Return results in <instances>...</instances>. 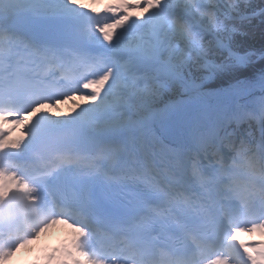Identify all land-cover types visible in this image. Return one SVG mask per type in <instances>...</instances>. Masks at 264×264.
Returning a JSON list of instances; mask_svg holds the SVG:
<instances>
[{
  "label": "snow or ice",
  "instance_id": "6c2138e0",
  "mask_svg": "<svg viewBox=\"0 0 264 264\" xmlns=\"http://www.w3.org/2000/svg\"><path fill=\"white\" fill-rule=\"evenodd\" d=\"M78 2L0 7V32L12 37L0 57L8 87L21 59L33 62L25 51L57 66L79 60L96 76L87 103L38 117L17 138L0 131V256L59 222L73 254L61 259L264 264V243L235 239L264 232V32L246 44L236 26L197 28L199 46L166 27L102 35L76 14ZM223 98L234 106L211 103ZM193 149L206 162L186 173Z\"/></svg>",
  "mask_w": 264,
  "mask_h": 264
},
{
  "label": "bare ground",
  "instance_id": "6f19581e",
  "mask_svg": "<svg viewBox=\"0 0 264 264\" xmlns=\"http://www.w3.org/2000/svg\"><path fill=\"white\" fill-rule=\"evenodd\" d=\"M104 3H106L107 6H105ZM132 3L152 4L154 3V0H133ZM89 6H92L93 8L98 10H103L105 12H108L106 15H104V18L101 20L100 22L101 24L94 26L95 29L101 30V34L103 33L106 35H111V29L117 26L119 20L121 21L123 20V22L125 21V26H127L126 27L127 29H131V28L134 29L135 26H140V24H143L144 22H146V20H148L151 17V12L146 11L145 18H143L141 21L136 20L133 14L134 11L136 10L135 8L134 10L130 8L125 10L119 18L116 16H112L111 13L116 10L115 4H113V0H79L78 4L76 5L78 9V12L76 14L77 15L79 14V11L82 7H89ZM5 42L6 41H3L2 44H0V57L5 56V53L3 52V49H6ZM23 56L34 57L32 59L33 62L27 64L30 66L31 72L34 74V76L37 77L38 75H40L38 73V70L40 69V65L38 63L39 61H41L40 57L34 55L33 53H28V52H24ZM1 61L3 60H0V62ZM20 63H24L23 59H21ZM77 70H79L78 66L74 68V72H76ZM93 73L94 72H92L90 75L91 78H88L87 75L85 78L82 79V81L78 82L75 85V88L81 92L82 90H85L87 88L88 83L96 79ZM47 76L48 74L46 72L43 75H41V77H47ZM222 100L225 101V103L218 106L220 109H228L234 106L235 103L234 101L227 98H223ZM214 101L215 100H212L211 103L213 104ZM239 102L243 104L245 101L244 99H241ZM7 114L8 112L5 113L3 117L6 118ZM43 115L45 114L40 111L39 113H34L29 115V121L22 123V128L26 130L34 121L37 120L38 117H42ZM12 124L13 121H10L6 124L0 122V131H3L5 133L10 132V130H12L13 128ZM20 134L21 133H18L17 137H19ZM0 145L3 146V141H0ZM7 149L9 151L14 150L10 147ZM2 193H3V184L2 182H0V194ZM70 232L71 230L68 225L56 224L52 231L39 237L31 247L17 254L9 264H74L70 259H61L57 256V254H59L60 256L71 257L72 252H66L64 246L60 244L63 240H67L69 238ZM241 233L242 235L236 238V241L239 244L248 245V244L264 243V238H261V236H264V232L256 231L250 233L249 235L247 234V232H241ZM49 249L50 251H48ZM45 252H47L46 257L44 256Z\"/></svg>",
  "mask_w": 264,
  "mask_h": 264
},
{
  "label": "rangeland",
  "instance_id": "374dc122",
  "mask_svg": "<svg viewBox=\"0 0 264 264\" xmlns=\"http://www.w3.org/2000/svg\"><path fill=\"white\" fill-rule=\"evenodd\" d=\"M159 5V11L154 13L155 20L151 22V24L146 25V27L150 30H155L160 27H166L172 32H178L184 34L188 41L192 43L194 46H199L196 40L197 35V28L202 30H207L212 32L214 29V22L213 20L208 22V18L205 17V15H197L196 14V5L205 4V6L211 11H225L228 15V17H235L237 16L234 14V12H240V15H254L256 11H248L243 13V10H235L234 6L225 0H180V6L187 12L186 14L189 16L192 25L189 23L190 21L186 19L187 15L178 13L177 9H174V0H158ZM3 8H9L11 7V0H8L7 3L2 5ZM221 8L223 10H221ZM153 13V12H152ZM136 20H140L143 17V14L141 13V10H135L133 13ZM234 14V15H233ZM186 16V17H185ZM211 19V18H210ZM189 23V24H188ZM199 25V26H198ZM202 26V27H200ZM127 26H125V21H120L117 23L116 30H113L111 32V35H117V36H126V35H132L135 33L138 29L144 28L145 26H135L134 29H127ZM190 27V28H189ZM106 35V34H102ZM89 98V97H88ZM88 98L80 97V94L78 92H72L70 97L66 98H60V100H57L55 102L48 104H38L35 106L33 111L31 113L39 112L41 111L45 115H55L56 113H67L70 112L72 109L76 108L79 105H82L84 103L88 102ZM3 115L0 114V122L3 124H6L10 121L3 120ZM26 119L20 118L17 121H13V128L10 130V132L6 133L9 138H17L18 133H21L22 123ZM54 228V227H53ZM51 231L47 230L44 234H47ZM40 234V235H44ZM249 235L250 233L247 232ZM39 235V236H40ZM27 240L30 241L28 243H25L24 241H20L19 243H16L12 253H10V258H5L4 256H0V264H9L12 259L15 258V256L24 250L28 249L33 245V243L37 240L36 238L27 237Z\"/></svg>",
  "mask_w": 264,
  "mask_h": 264
},
{
  "label": "trees",
  "instance_id": "16d2710c",
  "mask_svg": "<svg viewBox=\"0 0 264 264\" xmlns=\"http://www.w3.org/2000/svg\"><path fill=\"white\" fill-rule=\"evenodd\" d=\"M211 1V0H210ZM226 2L232 4L235 10H243V13L248 11H255L256 8L263 6L261 10H264V0H225ZM196 14L199 16L201 14L205 15L209 21L213 20L214 29L212 30L214 33L224 32L225 30H232L234 26L238 28L239 31L246 33V37L244 40L246 44H252L255 40H257L261 33L264 32V23H262L261 17L257 15L258 12L254 15H245V17H228L225 14V11H209V9L205 6V4H200L195 6ZM221 10H223L221 8ZM182 13V12H180ZM236 15H240V12H234ZM233 14V15H234ZM186 17V16H185ZM249 17H251V22H249ZM211 18V19H210ZM187 20L190 21L188 17ZM189 23L193 27V23ZM188 23V24H189ZM190 28V27H189ZM197 42H199L200 37H196ZM199 45V43H198ZM255 121L252 122V130L254 132ZM247 129V124L242 126V131Z\"/></svg>",
  "mask_w": 264,
  "mask_h": 264
}]
</instances>
